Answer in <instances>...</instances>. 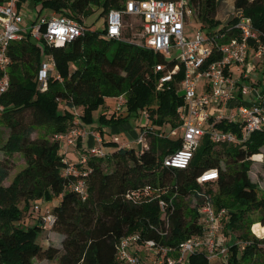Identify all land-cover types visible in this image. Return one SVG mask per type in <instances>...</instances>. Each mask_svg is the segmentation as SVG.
Listing matches in <instances>:
<instances>
[{
  "label": "trees",
  "instance_id": "trees-1",
  "mask_svg": "<svg viewBox=\"0 0 264 264\" xmlns=\"http://www.w3.org/2000/svg\"><path fill=\"white\" fill-rule=\"evenodd\" d=\"M32 1L40 4L38 17L47 11L81 22L80 17L87 16L93 6L100 15L106 16L110 10L123 9L128 0ZM189 1L201 23L207 24L206 34L224 33L221 42L238 37V32L232 29L237 22L236 13L250 18L259 34H264V0H233L235 14L226 26L214 20L223 0ZM104 31L105 25L102 29L87 28L83 36L63 47L43 44V48L32 42L33 38L27 34L9 48V87L0 95V117L10 134L1 150L7 156L20 154L25 167L4 187L2 183L8 177V168L0 162V264H35V259L57 261V264H119L115 259L116 245L121 237L134 232H139L143 239L177 246L199 232L197 210L188 209L186 200L193 195L198 206L203 201L200 193L211 199L216 210H229L227 232H240L237 239L243 245L231 246L226 264H238L259 254L264 240L250 235L252 220L249 215L258 213V221L264 226V198H259L258 185L250 180L248 173L251 158L259 162L262 157L264 127L240 145L215 146L205 136L186 169L162 167V159L180 147V137L174 141L166 136L160 138L161 135L146 136L149 143L141 150L130 145L113 149L107 158L88 159L81 167L86 173L85 199L68 189L73 178L61 176L63 155L52 138L69 128L73 107H80L82 119L90 121L92 110L104 98L125 94L128 115H112L108 120L101 115L100 121L116 124L145 110L151 123L148 129L161 134L176 127V110L182 104L176 81L156 91L158 75L153 73V67L167 63L166 59L124 41H109L103 37ZM124 34L123 28L122 36L127 40ZM46 55L52 56L61 81L49 80L47 90L42 92L37 88L35 77ZM260 95L264 109V86ZM217 127L240 137L232 124L221 122ZM40 128L45 134L32 140L31 135ZM104 146L116 148L112 142H104ZM222 160H225L226 170L220 167ZM104 161L112 164L110 171L104 170ZM211 169L218 170V179L199 186L196 178ZM145 185L167 187L170 192L162 196L164 199L172 194L173 187L178 189L167 238L159 239L152 229L161 224V214L155 203L132 206L125 201L127 192ZM212 185L215 190L208 188L206 191V187ZM42 200L54 202L49 211L54 218L53 224L48 227L41 217L30 226L23 225L21 220L31 204H39ZM256 225L259 224L253 226ZM54 232L61 237L59 247L49 244V235ZM41 233H46V248L38 241ZM188 264L209 263L196 255L189 258Z\"/></svg>",
  "mask_w": 264,
  "mask_h": 264
},
{
  "label": "built area",
  "instance_id": "built-area-1",
  "mask_svg": "<svg viewBox=\"0 0 264 264\" xmlns=\"http://www.w3.org/2000/svg\"><path fill=\"white\" fill-rule=\"evenodd\" d=\"M26 2V1H24ZM21 0H0V95L9 87L8 71L11 66L10 46L23 40L27 34L47 47H63L76 38L83 36L87 28L72 18L56 15H41L34 25L24 23ZM238 14V15H237ZM237 22L232 26L238 37L221 42L224 33L206 34L199 26L193 39L185 35V26L195 23V8L189 0H128L123 9L110 10L105 18L103 37L112 41H124L122 33L124 19L138 18L140 26L136 35L141 40L139 46L161 55L168 62L156 64L153 73L158 75L156 88L177 82L182 104L177 108L178 126L167 130L164 136L170 137L177 129L181 130L180 147L162 159V167L186 169L202 139L206 136L215 146L240 145L249 136L264 127V109L260 92L241 85V79H248V71L254 69L249 61L264 63V34L253 27L251 19L236 13ZM43 29V31H42ZM226 33V32H225ZM47 63H41L35 80L37 88L45 92L49 80L61 81L51 55H46ZM234 71L240 73L238 80L233 79ZM179 74L181 75L178 78ZM178 78V79H177ZM254 93V98L251 96ZM247 98L246 100L244 98ZM117 99L123 100L122 96ZM59 103L61 100L57 99ZM124 101V100H123ZM121 103L116 107L119 111ZM2 107H0V112ZM82 109L73 107L72 123L64 133L52 138L59 147H76L80 139L91 137L92 146L79 152L77 160L69 162L62 157L61 176L69 179L68 189L81 199L87 195L86 173L81 167L89 158H107L104 139L94 130L88 131L81 124ZM148 118L147 113H144ZM221 122L234 125L240 137L231 131L217 127ZM146 130V129H145ZM146 131L136 140L146 146ZM123 144L121 147H129ZM218 179V170L202 172L197 178L199 186H205ZM167 187L154 188L145 185L125 194V201L132 206L155 203L161 214L160 227H152L159 239L167 238L170 231V216L173 213V200L178 196L173 187L168 199L162 196L169 193ZM203 201L197 206V225L199 232L182 241L177 246H168L159 240L143 239L139 232L121 237L116 245L115 259L119 264H184L191 256H202L208 263L211 260L226 258L229 244L222 235L221 224L227 217L225 209L216 210L211 199L200 193ZM35 212L39 204L34 205ZM43 223L50 227L54 218L49 211L42 215ZM238 243H236L237 245ZM243 245V244H242Z\"/></svg>",
  "mask_w": 264,
  "mask_h": 264
},
{
  "label": "rangeland",
  "instance_id": "rangeland-1",
  "mask_svg": "<svg viewBox=\"0 0 264 264\" xmlns=\"http://www.w3.org/2000/svg\"><path fill=\"white\" fill-rule=\"evenodd\" d=\"M40 8V4L34 3L32 0H27L26 2L23 3L21 7V14L24 20V23L26 25H30L32 22H36L38 18V9ZM52 13L49 12H44L43 15H51ZM235 10L233 6V0H223L220 2L218 5V9L215 15L214 20L218 21L221 26H226L228 22L234 17ZM58 15V14H56ZM195 23L187 24L185 26V35L189 39H193L195 30H197L200 27H202V30L205 31V28L208 27L207 24L201 23L200 19L197 16V12L195 10ZM105 15H100L99 11L96 7H91L89 10V14L84 17H80L81 23L84 24L85 27L90 28L91 30H96V29H102L103 26L105 25L104 22ZM124 37L127 40H124V42L130 43L135 45L136 47H140L139 44H141V38L139 39L138 36H136L137 30L135 31L136 28L140 26V20L138 18H127L126 21H124ZM218 31V29H217ZM136 39H133V38ZM32 42L37 43L39 47L43 48V43H40L36 41L35 39H31ZM113 48V45L111 46ZM141 48V47H140ZM144 49V48H143ZM146 50V49H145ZM42 63H47V59L45 57L42 58ZM258 64V65H257ZM253 68H250V71H248V76L249 78L244 80L240 78V73L237 71H234L233 74V79L234 80H240L239 83L243 85L246 88H254V91L257 93L261 91V89L264 86V63H257ZM254 84V85H253ZM156 87V86H155ZM156 91L158 89L156 88ZM123 97V100L117 99V97H109V98H104L103 102L98 105L97 108L93 109L91 112V119L90 121H86L84 119H81V124L83 127H85L88 131L94 130L95 129L98 131L99 127L102 129L104 138L105 140L109 139H114L118 144L120 145L122 142L131 144V146L135 149L141 150L143 147L142 144H137L136 140L141 136L142 131H146L147 135L146 136H156L160 138H163L164 133H159L154 130H149L148 127L151 126L150 119L145 118L144 113H146L145 110L139 111V113H136V115L127 117V119L123 122H119L116 124L112 123H103L100 121V116H104L106 120H108L112 115L115 116H122L125 117L128 115L127 113V104H126V95L122 94L120 95ZM254 98V93L252 92L251 95ZM119 97V96H118ZM245 100L247 99L246 97L244 98ZM119 103H121V106L119 108V111H116V107H118ZM61 106V107H60ZM63 103L59 105V108L62 109ZM60 109V110H61ZM1 115V114H0ZM178 126V120H177V125ZM175 128V127H173ZM146 129V130H145ZM149 132V134H148ZM10 134L9 129L6 127L5 123L2 122L1 117H0V162L3 164H6L8 168V177L2 185L4 187L8 186L13 178L25 167V162L23 157L20 154H13L11 156H7L3 153L1 150L2 145L6 142ZM45 134L44 129H37L32 135L31 139H36L40 136ZM182 134L181 130L177 129L174 133L170 134V140H176V138L180 137ZM148 137H145V142L146 144L149 143ZM59 152L60 154H67L68 152L66 151V146L62 142L61 146L59 147ZM260 154L262 157L260 158L259 162L255 161L254 159L251 158V165H250V171L248 173L249 178L252 182L258 185L259 191H258V196L259 198H264V147L260 150ZM111 163H107L104 161L103 163V168L106 171L111 170ZM220 167L223 170H226L225 166V160H222L220 163ZM208 188H213L215 190V187L212 185L211 187H206V191ZM213 199V194L211 196ZM187 208L188 209H196L197 210V202L193 198V195H190L189 198L186 200ZM52 205H54V202H49L42 200L41 203H39V210L35 212L34 210V205L31 204L29 207V210L27 213L23 215V219L21 220L23 222V225L30 226L32 222H36V220H39V218L42 217L44 212L50 211L52 208ZM227 211V217L223 219L222 224H221V230H222V235L225 239V242L229 244V248L231 250L232 245H236L238 243L239 246H242V242L237 239L239 235V231H226L225 227L228 222V219H230V213L229 210L224 208ZM258 213L253 212L249 215V218L252 220V225L249 227V233L251 236L254 238H257L259 240H264V226H261V224L258 221ZM255 224H259L256 226H253ZM46 234V233H45ZM45 234L41 233L38 241L41 244L43 248H46L48 246L47 242L45 241ZM51 240L49 244L53 247H59V239L61 238L59 234L57 233H51L50 235ZM260 253L255 255L254 257H248L244 259L243 261L238 262V264H263V258H264V243L260 245ZM231 255V251L229 254L226 256V258L218 260H211L209 264H226V261L228 260L229 256ZM35 264H57V261H45V260H37L35 259L33 261ZM184 264H188V262H185Z\"/></svg>",
  "mask_w": 264,
  "mask_h": 264
},
{
  "label": "crops",
  "instance_id": "crops-1",
  "mask_svg": "<svg viewBox=\"0 0 264 264\" xmlns=\"http://www.w3.org/2000/svg\"><path fill=\"white\" fill-rule=\"evenodd\" d=\"M249 62L251 64H253V66H255V64H257V61L254 60V59H251ZM101 131H102V129L100 127H99V130L98 131L95 129V132H101ZM101 136L104 139V142H112L116 146V148H114L112 146H105V151L106 152H112L113 149H117V148L121 147L123 144H128V143L122 142L119 145L118 142H116L114 139H111L110 140V138L107 139V140H105L103 131H102ZM92 143L93 142H92L91 137H88V138L80 139L78 141V143L76 144V147L75 148L74 147H68V146H66V151L68 152L67 154H65L66 160L69 161V162H73L74 163L77 160V158H78V154H80L79 152L85 151L87 148H89L90 146H92ZM129 145H131V144H129ZM136 150H138V149H136Z\"/></svg>",
  "mask_w": 264,
  "mask_h": 264
}]
</instances>
